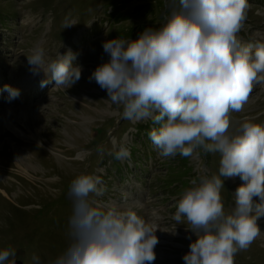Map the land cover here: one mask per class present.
I'll return each mask as SVG.
<instances>
[{"label": "rangeland", "instance_id": "374dc122", "mask_svg": "<svg viewBox=\"0 0 264 264\" xmlns=\"http://www.w3.org/2000/svg\"><path fill=\"white\" fill-rule=\"evenodd\" d=\"M119 1L0 0V249L14 250V259L22 264H33V255L40 264H52L72 243L68 191L70 182L85 174L100 177L106 189L99 197L90 194V201L105 209L131 208L157 228L153 264H184L182 256L195 240L187 221L178 224L173 214L193 180L218 175L220 155L197 149L184 164L179 154L159 156L151 142L146 144L152 145L151 153L145 149L143 154L142 138L144 144L134 148V163L129 157L115 159V151L136 141L135 127L151 121L122 119V107L106 100V91L88 79L108 60L102 42L131 29L135 36L130 40H135L141 30L166 22L178 5L173 0H131L114 17ZM248 4L237 37L244 45L264 44V0ZM66 20L74 26L64 28ZM36 46L46 59L71 49L73 64L82 69L80 80L69 89L51 83L41 87L48 77L34 75L26 58ZM4 85L19 89L20 96L6 102ZM229 118V133L244 120L264 125V82L253 85L243 108ZM167 164L183 174L175 177ZM242 183L238 176L223 181L225 212L235 206L233 193ZM257 224L261 235L234 255V264H264V218Z\"/></svg>", "mask_w": 264, "mask_h": 264}, {"label": "clouds", "instance_id": "9594fccd", "mask_svg": "<svg viewBox=\"0 0 264 264\" xmlns=\"http://www.w3.org/2000/svg\"><path fill=\"white\" fill-rule=\"evenodd\" d=\"M178 10L155 29L135 40L102 42L108 56L88 77L122 107L121 118L151 121L148 138L163 158L191 157L197 149L220 155L218 175L193 180L178 200L173 219L190 225L195 240L182 256L184 264H234V255L261 235L264 218V125L242 121L229 133L231 112L240 111L253 85L264 82V44L244 45L238 39L247 17L248 0H173ZM74 24L64 22V28ZM34 75L43 73L44 87L69 89L81 78L71 49L54 58L36 46L26 56ZM6 102L20 96L4 85ZM115 159L130 156L126 147ZM239 177L235 206L225 212L223 181ZM223 177L224 179H221ZM106 191L98 176L80 175L70 182L72 243L52 264H153L157 228L131 208H102L90 194ZM16 252L0 249V264H15ZM12 257L13 259H9ZM33 264H40L32 256Z\"/></svg>", "mask_w": 264, "mask_h": 264}, {"label": "trees", "instance_id": "16d2710c", "mask_svg": "<svg viewBox=\"0 0 264 264\" xmlns=\"http://www.w3.org/2000/svg\"><path fill=\"white\" fill-rule=\"evenodd\" d=\"M129 2H131V0H120L119 3L117 4V7H115V9H114L113 16L114 17L118 16L120 11L123 10L125 8V6L127 4H129ZM139 8H143V7H139ZM125 20H127V19H124V20H121V21H125ZM142 32H143V30L140 31V33H142ZM117 34H118L117 37L128 38L129 40L135 36V32L132 29L125 31V33L124 32H119ZM154 127H159V125H153L151 122L150 123L148 122L147 124L137 125L135 127V140L136 141H134V143L128 148V150L130 152L129 158H130V162L131 163L135 162L136 153H135V149L134 148L136 147L138 142L141 141L142 138L144 139V142H146L145 143V148H143V154H144V150L145 149H146L145 152H147L149 154L151 153V150L153 149L151 147L152 145L150 147H148V146L146 147V144L151 142L150 139L148 138V132ZM141 142H143V141H141ZM144 142L142 144H144ZM188 158L189 157H182V162L184 164L188 163ZM115 165L117 166L116 169L118 171H120L118 165L117 164H115ZM166 166L170 167V168H168V171L171 172L172 175H174L175 177H179V176H181L183 174L181 169H179V168H177V169L171 168V165H168V164ZM107 174H108V172H107Z\"/></svg>", "mask_w": 264, "mask_h": 264}, {"label": "bare ground", "instance_id": "6f19581e", "mask_svg": "<svg viewBox=\"0 0 264 264\" xmlns=\"http://www.w3.org/2000/svg\"><path fill=\"white\" fill-rule=\"evenodd\" d=\"M36 84H37V83H36ZM25 87L27 88V90H28V88H30V86L28 87V84H27ZM31 87H32V86H31ZM9 110H10V112L14 113V110H13V109L10 108ZM5 125H6V127L10 128L11 130H12V129L15 130V127L12 125L11 122L6 121V122H5Z\"/></svg>", "mask_w": 264, "mask_h": 264}, {"label": "water", "instance_id": "95a60500", "mask_svg": "<svg viewBox=\"0 0 264 264\" xmlns=\"http://www.w3.org/2000/svg\"><path fill=\"white\" fill-rule=\"evenodd\" d=\"M15 264H22V262H20V261H16Z\"/></svg>", "mask_w": 264, "mask_h": 264}]
</instances>
